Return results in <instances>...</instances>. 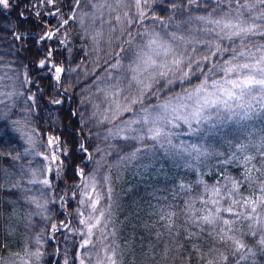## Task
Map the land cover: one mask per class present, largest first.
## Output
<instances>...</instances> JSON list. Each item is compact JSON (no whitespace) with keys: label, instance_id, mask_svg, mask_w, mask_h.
<instances>
[{"label":"trees","instance_id":"16d2710c","mask_svg":"<svg viewBox=\"0 0 264 264\" xmlns=\"http://www.w3.org/2000/svg\"><path fill=\"white\" fill-rule=\"evenodd\" d=\"M98 2L101 0H93V3ZM68 3L69 0H57L56 5L53 6L46 0H9L8 7L0 5V98L11 97V102L15 104L10 107L11 102L3 103L0 100V152L5 153L0 156V168L7 169V174H10L11 170L21 172L26 169L25 166L32 163L30 155L23 153L26 142L16 127V119L20 116L32 125L41 143L46 142L47 135H55L60 137L62 144L72 153L67 160L61 155L60 158L65 160V165L58 176L45 172L37 178H48L51 181V188L29 184L28 182L33 178H27L26 171L21 173L23 179L20 187L9 186L5 182L7 174L0 179V184L4 185L0 188V254L7 253L8 250L13 249L12 245L17 246L21 242L22 219L19 223L20 219L13 221L11 216L16 211L14 208L18 207L17 212L20 211L18 217L25 213L30 214L24 222V224L29 223V228L26 227L24 231L31 237L30 242L34 240L36 234H41L38 238L41 259L35 260V264H64L65 259H68L69 264H76L73 257L80 236L75 229L79 225L74 219V213L72 215L69 213L77 206V202L73 199L70 208L59 197L64 196L65 200L68 199L65 195L66 185L71 183L66 175L70 172L68 165L74 162L78 167L86 165L88 170L96 168L95 161H101L103 166L96 172L97 179L107 174L109 185L120 198V207L113 213L107 229L115 235H110L105 241L106 244L114 243L118 247L119 264H207V261L215 258V253L211 249L219 248L220 251L225 249L215 243L213 238L200 227L191 223L181 209L186 207L187 201L193 203V211L198 210L200 215L206 214V210L197 199L203 192L198 182L203 181L211 188L213 185L226 183L219 175L221 172L237 177L244 171L242 164L235 160L230 164L221 163L233 154L255 156L256 159L252 164L256 168L260 167L257 148L264 142V107L261 106L260 93L253 90L251 95L244 97V104L251 105V111L246 116L241 114L219 122L215 120L208 123L209 127L204 131L200 129L205 125L197 126L193 122L192 126L196 131L191 134L183 123L179 129H172L173 132L180 133L179 136L173 135L174 144L181 142L203 144L208 149L209 155L197 157L193 153L191 156L176 157L174 154H166L163 150H159L152 157L141 156L130 164L117 165L116 153L108 145L119 148L123 142L118 138L105 141L103 135L96 137L95 133H105L107 129L112 128V124L105 126L95 122L97 117L92 116L93 111H96L94 106L100 105L103 109L108 105L101 104L103 97L96 92L95 85L92 86L91 91L87 89L96 75L104 76L101 68L104 67V61L110 59V54L121 52V47L131 51L141 49L143 46L141 40L133 37L141 25H129L127 31L131 32V37L118 34L120 37L118 40L115 35H109L107 30L109 23L92 24L87 17H84V26H87L88 35H85V28L77 19L69 20V23L61 27L52 39L41 40L40 37L46 31L57 29L62 20L67 18ZM173 3L176 4L175 9L172 7ZM213 7H216V4L210 3L209 0H198L195 5H188L187 0H149L145 12L160 20L152 18L147 20L149 21L147 30L155 31L161 36L174 32L177 36L184 37L186 41L193 42L196 39L208 38L196 31V28L200 27L199 22H192L193 27L190 28L185 21L188 20L189 15H207ZM230 7H238V5L234 2L221 4L218 11L224 12ZM91 11L94 10L87 7L82 10L77 9L80 16H83V12ZM247 15L248 13H245V17ZM103 20L110 22L106 19V15L103 16ZM177 25L180 27L177 28ZM96 32L102 35L96 37ZM92 37H95V43ZM55 41L59 44L58 47ZM258 42L264 43V41ZM131 51L121 52L119 58L112 55L110 59L111 63L120 59L125 67L118 71L129 76L131 73H126L125 69L135 59ZM252 51L255 49L253 48ZM50 52L51 56H49ZM258 56L259 53L257 58ZM45 59L52 61V64L65 69L73 68L76 71H66L60 81H56L52 64L49 62L45 66L40 65V61ZM250 61L254 62L253 58L240 60L241 63ZM77 65L80 67L77 68ZM112 71L115 74L117 70ZM247 71L249 70H244ZM193 83L197 81L194 80ZM119 87L123 89L126 85L120 82ZM175 91L181 89L177 87ZM53 98L59 99L61 103H51ZM166 99L163 94L158 98L161 103ZM152 102L156 103L157 99L154 98ZM230 103L234 112L242 113V110L236 107V101ZM19 106H23L25 111L20 110ZM4 113L6 115L2 118ZM73 113L78 114L73 115ZM129 115L125 114L123 118L127 119ZM99 118L103 119L102 116ZM78 142H83L86 146L92 145L89 148L93 155L92 162L85 160L82 163L83 153L75 150L78 148ZM237 144L248 145L247 151L241 153L235 147ZM96 146L104 151L95 153L93 149ZM129 150L123 148L121 154ZM7 153H11L12 157L19 155V159L13 160ZM216 153L223 155L217 156ZM39 160H41L40 156L35 163ZM21 165L23 169L18 170ZM107 165L113 166L108 168ZM181 184L187 185L188 189L182 190ZM243 194L248 196L250 193L244 191ZM32 197L41 203L46 202V209H37L35 204L30 202ZM203 198L207 199L208 193H203ZM168 212L177 213L172 217L174 224L171 228L166 227L167 219H161V216ZM10 218L12 222H9ZM61 221H70V228L73 230L54 231V239H52L49 236L53 232L51 225H59ZM13 222H17L14 225L16 231H13ZM248 224L247 220H241L233 226L235 235L238 238L242 237L255 253V256H250L247 262L241 264H264V254H261L256 244L258 237L253 238L248 235L250 231ZM10 227L13 233L11 237L7 233ZM189 233L196 235L189 238ZM193 245L199 248L198 252ZM57 253L58 259H56Z\"/></svg>","mask_w":264,"mask_h":264},{"label":"snow or ice","instance_id":"6c2138e0","mask_svg":"<svg viewBox=\"0 0 264 264\" xmlns=\"http://www.w3.org/2000/svg\"><path fill=\"white\" fill-rule=\"evenodd\" d=\"M46 2L55 6L57 0H46ZM197 2L198 0H187L188 5H195ZM209 2L215 3L216 7L210 8L207 15H189L188 20L185 21L190 28L193 27L192 22H199L200 27L196 28V31L208 38L196 39L194 42L186 41L184 37L171 32L165 33L167 37L165 40L155 31L149 32L145 29L144 32L137 33L141 37H148L139 51H131L117 45L121 47V52L131 51V55L135 57L125 69V72L131 75L118 71L125 67L120 59L115 63L110 62L112 55L117 58L121 55V52H114L110 54L109 60L104 61V67L101 68L104 76L96 75L88 86L87 90L91 91L92 86L95 85L96 92L103 97L101 104L108 105L103 109L100 105L94 106L96 111H93L92 116L97 117L95 122L105 126L112 124V128L107 129L105 133H95L96 137L103 135L105 141L118 138L123 142L119 148L108 145L116 153L117 165L130 164L141 156L152 157L159 150H163L166 154H174L176 157L191 156L193 153L197 157L207 156L210 153L203 144L183 142L174 144L173 135L179 136L180 133L173 132L172 129H179L183 123L191 134L196 131L192 126L193 122L199 126L201 123L211 121L213 116L217 122L231 119L235 115L246 116L251 111V105L244 104V97L251 95L253 90L260 93L259 99L261 106L264 107V43L258 42L264 41V0H209ZM233 2L238 7H230L224 12L218 11L221 4ZM114 3L115 7L108 0L98 3H93V0H69L67 18L62 20L55 31H46L40 39H52L61 27L69 23V20L77 19L85 28V35H88L83 18L87 17L92 24L110 23L103 20L104 10L114 13L117 9L127 6L126 0H114ZM132 3L137 10L136 16L130 18L127 12L122 16L115 15L113 20L116 25L140 24L143 27V21L149 19L148 14L143 11V8L149 5V0H132ZM0 5L8 7L9 0H0ZM85 7L94 11L83 12V16H80L77 9L82 10ZM172 7L175 9L176 4L173 3ZM245 13H248L247 17ZM217 16L220 18H216ZM151 18L160 20L158 17ZM179 27L180 25H177V28ZM111 31L116 32L117 28L112 27ZM121 34L129 37L132 35L130 31ZM101 35L100 32L95 33L96 37ZM92 39L95 43V37ZM184 45L187 47H182ZM253 48L255 51H252ZM257 53H259L258 58ZM244 58H253L254 62L241 63L240 60ZM49 62L48 59L41 60L40 65L45 66ZM79 67L80 65H77V68ZM112 70L117 71L114 74ZM244 70L249 71L244 72ZM52 71L55 72L54 79L60 81L62 74L66 71L74 72L76 69H65L52 64ZM194 80L197 83H193ZM120 82L125 83L126 87L120 88ZM177 87L181 91H175ZM161 94L167 98L163 103L158 100ZM154 98L157 99L156 103L152 102ZM230 101H236V107L240 108L242 113L234 112ZM50 102L61 103L55 98ZM77 114L73 113V115ZM125 114H130L129 118L124 119ZM101 116L103 119L99 118ZM114 121L118 123H113ZM29 143H32L31 138ZM90 147L91 144L86 146L83 142H78V148L75 150L83 153L82 163L85 160L92 162ZM235 147L241 153L248 149V145L245 144H237ZM45 148V152H34L33 155L40 156L47 162L40 166L41 171L58 176L64 168L65 160L72 153L62 144L60 137L55 135L46 136ZM123 148L130 150L121 154ZM93 151L100 153L104 150L96 146ZM257 153L260 157L259 168L252 164L256 159L255 156L233 154L221 163L230 164L235 160L242 164L244 171L237 177L221 172L219 175L226 183L213 185L211 188L203 181L198 182L203 192L197 199L200 200L206 214L200 215L198 210L193 211V203L187 201L186 207L181 209L191 223L200 227L213 238L215 243L225 249V251H220L219 248L211 249L215 253V258L207 261V264H241L247 262L250 256H255L253 249L244 239L235 235L233 226L241 220L249 222L248 235L253 238L258 237L256 244L261 254H264V142L257 148ZM3 155L5 153L0 152V156ZM7 155L13 160L19 159V155L15 157H12L11 153ZM61 155L65 160H61ZM216 155L223 154L216 153ZM95 164L96 168L88 170L86 165L78 167L74 162L68 165L70 172L66 175L71 181L66 185L65 195L68 199L65 200L64 196L59 197L70 208L73 199L77 202V206L69 213V215L74 213V219L79 225L75 231L80 236L79 243L75 245L73 259L76 264H119L118 247L114 243L106 244L105 241L110 235H115L107 229L113 213L120 207V198L109 185L107 174L97 179L96 172L103 165L101 161H95ZM112 166L107 165L108 168ZM20 168L22 170L23 166L21 165ZM7 171L0 168V179H3ZM28 183L51 188V181L46 177L37 179L35 171H33V179ZM3 187L4 185L0 184V188ZM12 187H19V184H14ZM180 188L186 190L188 186L181 184ZM244 191L250 194L245 196ZM203 193H208L207 199L203 198ZM30 202L34 203L37 209H46V204L37 201L35 197L30 198ZM175 215L177 213L168 212L161 216L162 220L168 221L166 227L173 226L172 217ZM70 223V221H61L59 225H51V228L53 231L60 229L72 231ZM194 235L196 233L188 234L189 238ZM193 248L199 251L196 245H193ZM31 255L39 259L40 253ZM64 264H69L68 259L64 260Z\"/></svg>","mask_w":264,"mask_h":264},{"label":"rangeland","instance_id":"374dc122","mask_svg":"<svg viewBox=\"0 0 264 264\" xmlns=\"http://www.w3.org/2000/svg\"><path fill=\"white\" fill-rule=\"evenodd\" d=\"M101 2H102V0H101ZM108 2L110 4H112L113 7H115L114 0H108ZM126 4H127L126 7H124L123 9H117L116 12H114V13L111 12L110 10H107V9L104 10V12H103V16L106 15V19L110 20V23L107 24V30L109 32V35H115L114 37H117L118 40H120V37H118V34H121V32H127V29L129 27V25H127V26H125V25H116L114 20H113V17L115 15L122 16L123 13L127 12L129 14L130 18H134L136 16V12H137L134 4L132 3V0H126ZM147 8H148V6L144 7L143 11H145ZM132 15H133V17H132ZM148 16H149V19L151 17H153L152 14H148ZM149 19H146V20L143 21V27H140L139 31L137 33L144 32V30L148 28V22L149 21H147V20H149ZM112 27H116L117 31L116 32L111 31ZM55 30L56 29H53V30L51 29V30H48V31H55ZM137 33H135L133 35V37L139 38V40H141V45H144L147 42V39H148V38H146L147 36L141 37V36L137 35ZM163 35L162 36L160 35V36L164 37L166 39L167 37H165ZM125 36H127V35L125 34ZM55 42H56V47H58L59 44L57 43V41H55ZM182 47H186V45H184ZM141 48H143V46ZM144 51L148 52L147 49H144ZM148 54H151V53L148 52ZM50 64H52V61H50ZM6 93H8V92H6ZM10 94H12V92ZM0 100L3 103L6 102V101L7 102L8 101L11 102V97H7V96L6 97H2V98H0ZM13 105H15V104L13 102H11V106L10 107H12ZM19 109L22 110V111H25L23 106H19ZM5 113L2 115V118L5 117V115H6ZM215 120H216V118H215V116H213L211 121L201 123L200 125H202V126L205 125V126H204V128H202L200 130L204 131L205 129H207L209 127L208 123L213 122ZM11 127L12 128L14 127L13 129H16V127H17V129L20 131L22 137L24 138V140L26 142V148H24V152L23 153L24 154L25 153L29 154L30 157L32 158V163H29L27 166H25L26 167L25 170L23 169V171H26V173H25L26 177L27 178H33V171H35L36 178H38L41 174L45 173V172L40 170V166L44 165L45 162H44V160L41 157V160H39L38 163H35V161H36L38 156L33 155V153L34 152H45L46 151V148H45L46 142H44V144H43V143H41L39 141L35 129L28 122V120L22 118L21 116L16 119V127L14 125L13 126L11 125ZM29 138H31V141H32L31 144L29 143ZM33 145H34V147H33ZM19 169H21V168L19 167L18 170ZM23 171L15 172V170H11V173L7 174V176L5 178V182H7V184L9 186H12L14 184H19V187H20L22 185L23 177H22L21 173ZM45 204L47 206L46 202H45ZM17 209H18V207L14 208V210H16V211L13 212L11 214V216L13 218V221H16V220L20 219L19 223H21V219H22V227H23L22 230H23V232H22L21 242L17 246L12 245L13 249L8 250L7 253H4L2 255L0 254V261L1 262L4 261V262H2L0 264H35L34 263L35 260L39 261L41 259V248H40V245L38 244V238H39V236L41 234H36L34 240L30 242V238L31 237L27 233H25V231H24V229L29 226V223L24 224V222H25L26 218L30 217V214L29 213H25L23 216L18 217V214H20V211L17 212ZM9 222H12V219L9 220ZM16 224H17V222H13L12 223L13 231L17 230L16 226H14ZM8 229H9V231H7L8 236L11 237L13 235V233H11V227L8 228ZM49 236L52 239H54V235H52V233H50ZM22 248H23V252H21ZM36 252L40 253L39 259H37L35 256L31 255L32 253H36ZM58 258H59V255L57 253L56 254V259H58Z\"/></svg>","mask_w":264,"mask_h":264}]
</instances>
